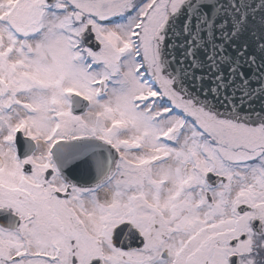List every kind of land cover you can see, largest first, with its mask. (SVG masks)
Returning a JSON list of instances; mask_svg holds the SVG:
<instances>
[{"label":"snow or ice","instance_id":"1","mask_svg":"<svg viewBox=\"0 0 264 264\" xmlns=\"http://www.w3.org/2000/svg\"><path fill=\"white\" fill-rule=\"evenodd\" d=\"M0 264H264V0H0Z\"/></svg>","mask_w":264,"mask_h":264},{"label":"water","instance_id":"2","mask_svg":"<svg viewBox=\"0 0 264 264\" xmlns=\"http://www.w3.org/2000/svg\"><path fill=\"white\" fill-rule=\"evenodd\" d=\"M20 139L24 142V145H25V146H28V145L31 144V141L28 140V139H26V138H24L22 135L20 136ZM24 140H25V141H24Z\"/></svg>","mask_w":264,"mask_h":264},{"label":"flooded vegetation","instance_id":"3","mask_svg":"<svg viewBox=\"0 0 264 264\" xmlns=\"http://www.w3.org/2000/svg\"><path fill=\"white\" fill-rule=\"evenodd\" d=\"M25 141V140H24Z\"/></svg>","mask_w":264,"mask_h":264}]
</instances>
